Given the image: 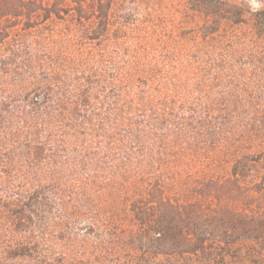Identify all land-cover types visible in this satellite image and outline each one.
I'll use <instances>...</instances> for the list:
<instances>
[{
	"label": "trees",
	"instance_id": "16d2710c",
	"mask_svg": "<svg viewBox=\"0 0 264 264\" xmlns=\"http://www.w3.org/2000/svg\"><path fill=\"white\" fill-rule=\"evenodd\" d=\"M114 1L0 0V264H264V7L188 47Z\"/></svg>",
	"mask_w": 264,
	"mask_h": 264
},
{
	"label": "rangeland",
	"instance_id": "374dc122",
	"mask_svg": "<svg viewBox=\"0 0 264 264\" xmlns=\"http://www.w3.org/2000/svg\"><path fill=\"white\" fill-rule=\"evenodd\" d=\"M231 1L242 3L250 8V0ZM259 2L260 8H263L264 0H259ZM112 8L114 17H112V21L118 27L123 25L120 36L122 40L125 39L123 34L131 37L127 38L128 43H133V39L137 36L163 39L167 43L172 37L185 41L184 45L186 43L189 47L192 44L188 38L191 35L189 31L201 23V19H189L190 10L186 0H115ZM70 22L68 17V19L49 20L43 25L54 31L55 39H66L67 41L72 40L75 33ZM243 29H247V27ZM178 46L176 44L174 47Z\"/></svg>",
	"mask_w": 264,
	"mask_h": 264
},
{
	"label": "clouds",
	"instance_id": "9594fccd",
	"mask_svg": "<svg viewBox=\"0 0 264 264\" xmlns=\"http://www.w3.org/2000/svg\"><path fill=\"white\" fill-rule=\"evenodd\" d=\"M250 8L252 11H257L260 8L259 0H250Z\"/></svg>",
	"mask_w": 264,
	"mask_h": 264
}]
</instances>
